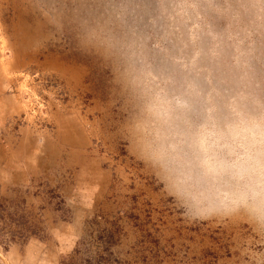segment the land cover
<instances>
[{"label":"rangeland","instance_id":"rangeland-1","mask_svg":"<svg viewBox=\"0 0 264 264\" xmlns=\"http://www.w3.org/2000/svg\"><path fill=\"white\" fill-rule=\"evenodd\" d=\"M241 120L264 0H0V264H264L258 175L195 144Z\"/></svg>","mask_w":264,"mask_h":264},{"label":"clouds","instance_id":"clouds-1","mask_svg":"<svg viewBox=\"0 0 264 264\" xmlns=\"http://www.w3.org/2000/svg\"><path fill=\"white\" fill-rule=\"evenodd\" d=\"M170 103L164 96L157 97V104L162 110ZM257 136L264 140V128L242 120L224 126L200 125L195 133V144L202 154L201 167L206 174L214 176L231 172L243 177L255 172L259 177L258 187H264V160L254 158L247 147V141L255 140ZM224 153L235 158L228 159ZM256 194L260 195V192Z\"/></svg>","mask_w":264,"mask_h":264}]
</instances>
